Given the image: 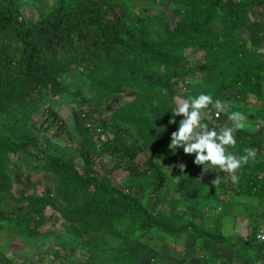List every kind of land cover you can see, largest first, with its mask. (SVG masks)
<instances>
[{"label":"trees","instance_id":"obj_1","mask_svg":"<svg viewBox=\"0 0 264 264\" xmlns=\"http://www.w3.org/2000/svg\"><path fill=\"white\" fill-rule=\"evenodd\" d=\"M159 2L178 10L173 22ZM26 3L0 0V227L27 239L43 237L48 234L40 229L46 221L44 211L57 208L67 232L85 239L87 256L79 264H159V250L143 240L154 230L227 245L240 259L249 250L264 249L255 237L258 225L232 242L223 234L228 205L226 209L218 201L222 211L206 222V201L217 194L206 187L204 165L196 164V153L185 154L183 146L169 147L172 133L186 119L181 114L170 123L172 110L178 107L175 98L191 102L200 95H209L213 103L221 101L228 121L229 114L240 112L254 126L234 129L236 144L225 145V155L240 158L246 147L257 150L264 143V132L256 130L264 123V104L253 110L243 105L250 95L264 100V52L251 47L242 34L246 16L264 0H151L140 6H131L129 0H53L49 11L35 21L22 17ZM193 48L203 55L194 67L201 82L182 88L178 83L185 82L189 71L181 52ZM69 76L77 78V93L70 100L79 103L87 84L97 110L129 89L131 100L111 110L108 120L111 126L128 130L131 141L126 145L115 137L104 145H121L131 158L132 149L140 144L150 158L146 174L116 185L105 174L82 175L65 158L64 149L48 139L40 145L32 132L33 115L45 93L67 91ZM203 110L200 121L219 136L217 125L202 116ZM85 141L87 151L95 152L96 143ZM11 152L37 159L35 170L49 174L51 185L41 193L16 194L8 171ZM180 164L185 165L183 172ZM166 166L173 169L172 184L167 182ZM214 168L224 172L218 165ZM232 176L238 177L236 182ZM232 176L233 199L245 197L261 206L264 157L257 152ZM135 184L139 187L133 188ZM161 186L166 190L159 198L168 208L152 212L140 196ZM170 189L178 199L170 197ZM10 203L25 219L10 218ZM0 264H11L2 252Z\"/></svg>","mask_w":264,"mask_h":264},{"label":"rangeland","instance_id":"obj_2","mask_svg":"<svg viewBox=\"0 0 264 264\" xmlns=\"http://www.w3.org/2000/svg\"><path fill=\"white\" fill-rule=\"evenodd\" d=\"M53 0H27L22 7L21 14L25 20L35 21L40 16L45 15ZM151 0H129L131 6H140ZM158 1V0H157ZM160 7L163 8L171 22L176 19L178 10L168 7L162 2ZM155 9V7H154ZM153 9V10H154ZM155 11V10H154ZM184 54L188 63L189 71L186 80L192 84L200 83L199 75L194 71V67L202 62L203 55L197 49H187ZM163 70H169L168 67H162ZM77 78L69 76L65 78V84L68 85L67 91L59 94L45 93L40 109L33 115L31 121L32 132L41 146L43 141L48 139L50 142L64 149V156L67 160L75 163L76 167L82 175L95 174L101 176L103 174L111 177L116 185L130 179H135L147 173L149 169L150 158L145 149L140 144H136L132 149V157L123 152L121 145L106 146L104 142L115 137L124 141L127 145L131 141V133L122 127H113L110 125L108 115L111 110L119 105L131 100L132 94L129 89L116 94L112 99L101 104L99 110L90 100L94 93L85 84L81 89L83 99L79 103L70 100L72 95L77 93L75 83ZM185 82H179L178 86L184 88ZM177 105L183 101L176 97ZM264 104V100H259L255 96L250 95L243 104L248 110H253ZM218 112V116L214 115ZM202 116L218 127L219 135L222 129L231 128L235 121H228L224 115V107L215 109L208 105L204 108ZM244 127L253 129L254 126L247 121H243ZM201 125H205L200 121ZM259 132H264V123L256 127ZM197 132H203V129L197 127L194 129L193 135ZM86 139H91L97 145L95 152H89L86 148ZM125 146V145H124ZM35 153L34 150L30 147ZM257 152L264 157V143L257 147ZM11 164L8 168L10 177L13 182V191L31 193L36 191L41 193L44 186L51 185V176L37 172L35 169L39 164L34 157L26 156L22 152L10 153ZM168 170V183L172 184L173 169L166 166ZM233 172H221L210 166L203 172V178L206 187L214 191L217 195L208 202L205 207L207 213L206 222L211 220L221 212L222 209L217 207V202L228 205V209L234 210L237 216L247 214L253 215L254 200L245 197H234L238 199L233 202L231 194V176ZM219 176L218 184L213 185L212 181ZM139 187L135 184L133 188ZM125 191L129 188H124ZM137 189H133L136 191ZM166 187L149 189L142 192L141 200L144 205L152 212L159 207L168 208V203H162L159 195L164 192ZM170 197L178 199L176 192L170 189ZM230 200V201H229ZM238 202V204H237ZM13 203L8 206L9 216L16 219L20 213L12 208ZM25 214L20 219H25ZM46 221L40 226L41 230L47 231V235L36 239H27L9 230L0 227V252L4 253L11 261V264H79L87 253L84 248L85 239L74 238L65 228V221L57 208L48 207L44 211ZM196 237L188 234L180 236H170L160 231H151L143 237L151 246H155L160 254L159 264H208L212 258H205L206 248L197 244ZM194 246H192V244ZM200 245V246H199ZM216 260V259H215ZM104 264H111L105 262Z\"/></svg>","mask_w":264,"mask_h":264},{"label":"clouds","instance_id":"obj_3","mask_svg":"<svg viewBox=\"0 0 264 264\" xmlns=\"http://www.w3.org/2000/svg\"><path fill=\"white\" fill-rule=\"evenodd\" d=\"M209 104H213V108H222V102L216 100L214 103L209 95H200L191 102L184 101L178 107L172 110L173 118L170 123H175V117L178 115H183L186 119L180 121V127L178 132L172 133V143L169 145L171 149H175L177 145L184 147L185 154L196 153L195 163L204 165V171L206 172L210 166H219L220 169L226 172H234L237 168L241 166L242 163L246 164L250 158H255L257 150L252 147H246L244 149L245 155L237 158L233 154L229 153L225 155V145L235 146L236 140L233 136L234 129L244 128V123L247 118L240 112H233L229 114L228 119L230 121H235V124L231 128L222 129V134L219 136L213 130L209 131L208 126L200 124V110L202 108H207ZM191 107V112L189 108ZM200 127L203 132H197L195 135L194 129ZM189 140L194 142L187 144ZM218 141V142H217ZM206 153V154H205ZM208 165V166H205ZM181 172L184 171L185 165H179ZM238 177L232 176L233 182H236ZM220 181L219 176L212 181V184H218Z\"/></svg>","mask_w":264,"mask_h":264},{"label":"crops","instance_id":"obj_4","mask_svg":"<svg viewBox=\"0 0 264 264\" xmlns=\"http://www.w3.org/2000/svg\"><path fill=\"white\" fill-rule=\"evenodd\" d=\"M242 34L251 47L264 52V5L254 6L249 12L242 26ZM228 211L229 215H225L222 219V232L231 242L237 237L245 238L252 225H258V228L264 227V202L261 206L254 205L253 215L249 213L246 218L245 215L236 216L234 210L230 208ZM199 242L203 248H206L204 257L212 258L208 264H264V249L249 250L245 253V258L240 259L234 256L232 248L227 245L211 243L202 238L197 239V244ZM191 244L194 246L193 243Z\"/></svg>","mask_w":264,"mask_h":264},{"label":"built area","instance_id":"obj_5","mask_svg":"<svg viewBox=\"0 0 264 264\" xmlns=\"http://www.w3.org/2000/svg\"><path fill=\"white\" fill-rule=\"evenodd\" d=\"M188 83V80H185V84ZM214 115L218 116V112H215ZM255 237L256 239L261 242L264 243V227H259L255 233Z\"/></svg>","mask_w":264,"mask_h":264}]
</instances>
